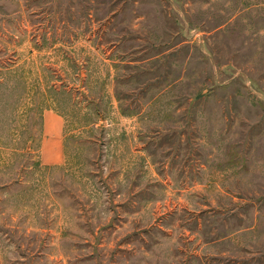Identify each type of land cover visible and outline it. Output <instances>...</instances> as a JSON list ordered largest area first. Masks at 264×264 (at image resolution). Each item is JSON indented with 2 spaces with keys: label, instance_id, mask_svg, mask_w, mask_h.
I'll use <instances>...</instances> for the list:
<instances>
[{
  "label": "rangeland",
  "instance_id": "rangeland-1",
  "mask_svg": "<svg viewBox=\"0 0 264 264\" xmlns=\"http://www.w3.org/2000/svg\"><path fill=\"white\" fill-rule=\"evenodd\" d=\"M0 264H264V0H0Z\"/></svg>",
  "mask_w": 264,
  "mask_h": 264
}]
</instances>
